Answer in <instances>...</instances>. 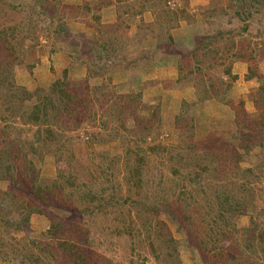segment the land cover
Wrapping results in <instances>:
<instances>
[{
  "label": "rangeland",
  "instance_id": "rangeland-1",
  "mask_svg": "<svg viewBox=\"0 0 264 264\" xmlns=\"http://www.w3.org/2000/svg\"><path fill=\"white\" fill-rule=\"evenodd\" d=\"M12 27L15 84L46 94L67 65L70 98L0 110V213L42 211L0 222V264H264V0H0ZM228 205L220 238L201 215Z\"/></svg>",
  "mask_w": 264,
  "mask_h": 264
},
{
  "label": "trees",
  "instance_id": "trees-1",
  "mask_svg": "<svg viewBox=\"0 0 264 264\" xmlns=\"http://www.w3.org/2000/svg\"><path fill=\"white\" fill-rule=\"evenodd\" d=\"M41 2V5H43L44 0H39ZM12 7V6H11ZM16 8V7H14ZM15 27H12L10 29L7 30V34H5L3 32L2 37L0 38V89L4 90L6 92V98L7 100H1V101H6L2 104L1 102V109L2 111H6L7 113L10 112V117H16V115H20L21 111L18 112V110L20 108H22V103L26 100H28L30 97L32 98L34 96V94L36 95L37 92H39V94H37V96L39 97V99L41 100L39 104L34 105V107L32 108V111L30 113L33 122H37L39 121L40 118V114L41 116H45L47 115V112L45 111V108H47V105L49 106V108H53V103H52V96L54 95H61L64 98H70V94L68 93L67 89H68V82H66V72H67V65H65L64 69H63V74H62V78H57L55 79L52 84L49 86V88L46 91V94H44L43 92L45 91H41L36 89L34 92H29L26 89L17 86L15 84L14 78L12 76V72H11V58H12V54L11 52H14V50L18 53L19 49V45L23 44V36L20 37V35L18 34V36H15V31H14ZM107 30V29H106ZM26 29L23 31L25 32ZM106 35L109 34L108 31L105 32ZM4 35H7L9 37V39L6 38V36L4 37ZM20 38H22L20 40ZM57 37H55V42H56ZM19 44V45H18ZM54 44V43H53ZM50 52V51H49ZM8 54V55H7ZM53 54H56V51L53 50ZM7 55V56H6ZM65 56V58H69L72 59L71 54L67 55V54H56V57L58 56ZM17 62H20L19 59L17 58ZM218 63L216 61H213L212 63H210L208 66H214L217 65ZM33 65H30V68H32ZM206 68H208L207 66H205ZM229 67H226L224 71L228 72ZM234 78V77H233ZM247 79V77H246ZM177 81H181V80H177ZM181 84V87L183 86V82H179ZM212 88V86H211ZM202 90H206L205 88ZM63 98V99H64ZM10 104V105H9ZM19 104V105H18ZM9 105V106H7ZM17 109V112H15V110ZM138 162H141L140 158L137 159ZM7 169L9 171V168H4ZM60 168H58L59 170ZM58 178L61 181H64L66 179V181H70L71 176L68 174H65L64 171L59 170L58 173ZM54 184H56V181L54 182ZM54 189V188H52ZM39 188L35 187V190L33 192H31V190L29 191V196H31V193H35L36 196L39 195L38 193ZM11 194V193H10ZM38 194V195H37ZM16 194L15 195H10V199H11V205L15 203L14 200H16ZM40 197V195H39ZM227 195H224L222 198L223 204L227 203ZM24 199V197L22 198ZM25 202V201H24ZM222 204V205H223ZM8 205V204H6ZM17 209L15 210H11L9 208L4 209L2 211V213H0V222L3 225L12 223L15 224L13 227H11V229L15 232V233H19L22 232V228L27 229L28 224H29V215L33 212V213H40L42 212L41 209L39 207H31L29 206L27 203H23L20 202V206H16ZM30 207V208H28ZM224 210H227V213L225 211V213L223 212H219L217 214H210L207 216L201 215V221L204 224V226L209 227L211 226V224H214L216 226L217 231H219V235L220 238L221 236H225V235H229L232 233H236V230L234 229L233 225L231 224V219H230V215H229V210L230 212L234 213L235 211L239 212L237 210L236 207L234 206H227L226 208L223 207ZM221 211V210H219ZM226 214V215H225ZM187 220H191V217L189 215H187ZM55 225L51 224L50 227L47 229L46 233L50 236V237H54L56 235V229L54 228ZM10 228V227H9ZM8 228V229H9ZM211 230V229H210ZM203 232H200V237L198 238L197 244L193 245L192 248L193 249H197L199 251H205L206 248L209 246V241L206 239L207 237L211 236V233H207V231L204 232V230L202 229ZM213 232V231H212ZM64 234V232H63ZM1 238V235H0ZM219 238V240H220ZM257 238L260 239L263 243H264V230L262 229V231H260L257 234ZM12 239H14V237H12ZM243 240V239H242ZM244 243V247L249 249L247 244H249L250 242H248L246 239L244 241H242ZM61 243V245H60ZM59 247H61L62 251H68V246L67 243L65 242L64 239H62V241L59 242ZM210 248V247H209ZM218 248V247H217ZM215 246H212L211 249L206 250L205 252L209 254H212L213 257H217V255L222 256L223 250L224 252H226L225 249H223L222 251H220L219 249H217ZM262 254H263V259H264V248L262 247ZM247 251V250H246ZM217 252V253H216ZM242 254V252H238V255ZM73 257V256H72ZM207 258L203 259L206 260Z\"/></svg>",
  "mask_w": 264,
  "mask_h": 264
}]
</instances>
